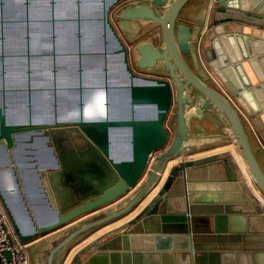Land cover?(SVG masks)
Listing matches in <instances>:
<instances>
[{
  "label": "water",
  "instance_id": "1",
  "mask_svg": "<svg viewBox=\"0 0 264 264\" xmlns=\"http://www.w3.org/2000/svg\"><path fill=\"white\" fill-rule=\"evenodd\" d=\"M8 1L0 0V56L4 60L17 54L4 49L5 27L9 23L22 24L27 48L17 55L27 54V75L33 69L27 51L34 37L31 26L35 24L29 9L37 0H12L14 5L25 10L24 16L6 14L4 4ZM40 1L52 11V16L44 19L54 24L60 17L65 23L76 24L69 35L78 45L83 36L80 25L83 4L99 9L89 20L100 27L98 34L102 41L112 43L110 51L128 78H125L123 89L128 110L125 107L122 112H109L108 86L114 87L117 81L108 84L109 65L105 62L100 70L107 81L104 83L105 108L101 109V114L84 116L83 110L88 104L83 99L85 91L80 77L78 98L82 113L79 118H59L55 112L53 117L36 120L26 105L24 114L28 112V117H13L10 115L13 108L5 101L9 88L5 84L6 70L2 61L0 164H8L0 168V178L5 180L0 182V197L22 241L44 236L32 248L27 246L31 264H62L67 251L80 238L130 215L77 248L71 263L79 264L81 254L106 247V243L101 244L102 239L111 235L110 240L123 238L126 232L119 231L132 228L138 221L154 220L159 212L170 207L187 182L189 167L211 165L214 158L171 162L196 148L190 142L194 119L210 120L218 127L227 126L248 172L264 196V168L258 157L259 149L264 151V34L254 28L264 26L263 0H210L217 12H225L216 16L219 24L210 29L211 32L209 27L203 29L201 23L192 26L180 18L189 0H64L65 5L75 7L72 14L66 12L71 15L56 13L58 0ZM119 2L113 17L124 36L134 41L131 49L135 67L130 65L128 46L109 15ZM224 22L227 24L222 25ZM146 23H156L160 27L159 43L154 42L153 36L140 38V29ZM54 32L53 29V36ZM211 34L214 35L211 37ZM214 36L217 38L210 47V38ZM30 88L27 86L28 90ZM27 102L30 105V98ZM137 107H145L143 111L147 112L138 113ZM117 129L123 130L124 137L114 141L112 131ZM34 133L41 136L42 145L50 155L43 160L45 153L41 148L34 153L36 164L23 158V150L20 152L18 146L20 140L27 139L26 146H30L35 140ZM253 139L259 147L254 146ZM116 142L117 152L114 151ZM27 161L29 163L25 164ZM29 165H35L42 193L52 208L47 219L33 216L31 206L34 207V203L27 202L19 183V175L26 180L24 168ZM243 182L242 194L246 200L258 204L264 220V203L255 198L247 181ZM25 189L32 201L27 184ZM185 190L190 208L187 185ZM51 231L57 232L47 235ZM4 253L10 256L9 250Z\"/></svg>",
  "mask_w": 264,
  "mask_h": 264
},
{
  "label": "crops",
  "instance_id": "2",
  "mask_svg": "<svg viewBox=\"0 0 264 264\" xmlns=\"http://www.w3.org/2000/svg\"><path fill=\"white\" fill-rule=\"evenodd\" d=\"M210 2L189 0L182 8L180 18L192 26L201 23L203 29L209 27L211 32L210 29L219 24L216 16L225 12H217L215 4ZM10 3L14 5L12 0ZM261 9L264 10V0ZM225 22L221 24H227ZM254 28L264 34V26L258 25ZM143 29H140L141 35L153 36L160 42L153 24L146 23ZM213 35L211 34V37ZM216 38H210V47ZM190 62L192 63V60ZM190 142L196 148L171 162L213 156L212 164L189 167L187 182L181 187L177 198L171 201L170 207L159 212V216L154 220L148 219L144 223L138 221L132 228L119 231L126 232L127 236L123 238L110 240L113 236L111 235L102 239L101 244L106 243V247L81 254L79 264H264V220L258 211V204L254 200H246L242 194L243 180L247 181L256 199L264 203V196L248 172L234 137L226 125L218 127L210 120L194 119L191 123ZM253 144L259 147L255 139ZM258 157L264 168L262 149H259ZM7 164L1 163L0 168L6 167ZM19 178L27 202L34 203L31 209L37 210V213L33 214L42 219L49 218L52 208L42 193V184L35 170L26 180H23L21 175ZM4 181L0 178V182ZM26 184L32 201H29L26 194ZM186 185L190 190L188 199L191 211L188 208V200L186 201ZM147 198L142 200L141 206ZM128 216L130 215L114 220L80 238L67 251L62 264H73L71 257L77 248L101 230L121 222ZM55 232L57 231H51L47 235ZM43 237L40 235L31 239L27 246L32 248Z\"/></svg>",
  "mask_w": 264,
  "mask_h": 264
},
{
  "label": "rangeland",
  "instance_id": "3",
  "mask_svg": "<svg viewBox=\"0 0 264 264\" xmlns=\"http://www.w3.org/2000/svg\"><path fill=\"white\" fill-rule=\"evenodd\" d=\"M10 2L11 0L8 1L10 5L6 3L4 6L6 14L21 16L25 13V10L20 8V6L13 5ZM118 4L120 2L111 8L109 15L121 32L120 25L116 23L113 17V11ZM58 5L56 8L58 15L61 13L63 15H71L75 8L65 5L64 0H58ZM83 5L81 8L82 22L80 23L83 34L81 45L76 44L70 39L69 35L74 32L73 26L76 24L70 21L65 23L60 17L57 18L58 20L54 24L44 19L52 16V11L45 2L37 0L35 6L29 9L30 15L35 18V24L31 26V33H33L34 37H31L32 39L28 44L30 53L29 63L33 69L27 75L25 73V67L28 66L27 54L24 57L17 55L19 51L27 48L26 30L19 23H9L6 25L4 49L6 52L17 53L13 57H5L4 60L0 56V66L2 61L5 63V84L9 88L6 91L5 101L10 108H13V110H10L11 116L28 117V112L24 114L25 105L31 108V110L30 108L28 110L36 120L53 117L55 112L61 115L80 112V101L78 98L80 77H82L85 91L83 92V99L85 104H88L87 108L91 109L90 112L95 114L102 108H105L104 83L107 81L105 80L106 76L102 75L103 72L101 74L103 70V66L101 65L105 62L109 66L111 65L109 63L113 56V53L110 51L112 43L102 41L98 34L100 27L94 21L89 20L92 18V15L98 14L99 9H92L87 7L86 4ZM66 12H71V14H66ZM152 24L153 26L157 25L156 23ZM53 29L55 31L54 36ZM48 30H52V32H48ZM121 34L128 46L130 65L135 67V55L131 49L134 41L129 40L122 32ZM144 36L142 35L140 38ZM159 40H161V35H159ZM80 69H82L81 73ZM108 71V84L110 85L112 81H117L114 87L108 86L107 99L109 102V112H122L127 106L124 101L125 94L123 93L124 84L126 83L125 76L119 66H112V68L110 66L108 67ZM112 75L114 78L111 77ZM27 86L31 87L30 90L27 89ZM29 98L31 100L30 105L27 102ZM117 137L118 134H112L113 139ZM34 138L35 140L30 146H26L29 139L25 141L20 140L18 146L20 152L23 150L21 152L22 157L28 158L36 164L37 157L34 156V153L40 152L41 148L43 153H45L42 156L43 160L49 159L50 155L47 148L42 145L41 136L34 133ZM39 143L41 147H39ZM34 168L35 165H29L24 168V173L29 176L34 172ZM31 212L32 214L37 213V210L33 208ZM33 216L36 217L35 214Z\"/></svg>",
  "mask_w": 264,
  "mask_h": 264
},
{
  "label": "built area",
  "instance_id": "4",
  "mask_svg": "<svg viewBox=\"0 0 264 264\" xmlns=\"http://www.w3.org/2000/svg\"><path fill=\"white\" fill-rule=\"evenodd\" d=\"M9 250L10 256L4 253ZM0 264H31L27 242L17 234L10 215L0 197Z\"/></svg>",
  "mask_w": 264,
  "mask_h": 264
},
{
  "label": "bare ground",
  "instance_id": "5",
  "mask_svg": "<svg viewBox=\"0 0 264 264\" xmlns=\"http://www.w3.org/2000/svg\"><path fill=\"white\" fill-rule=\"evenodd\" d=\"M43 32H47V31H43ZM48 32H52V30H48ZM76 40V39H75ZM73 40L76 44L78 43V41L76 40ZM81 42H82V40H81ZM45 43H47V42H45ZM28 50H29V47H28ZM27 53H29V51H27ZM114 55V54H113ZM117 58H115L114 56H112L111 57V60H110V63L109 64H111L110 66H111V68H112V66H114V67H117V66H119L120 68H121V65H118V63L116 62L117 60H116ZM109 66V67H110ZM122 69V68H121ZM122 71V70H121ZM113 76V75H112ZM115 76V75H114ZM126 78V77H125ZM128 78H126V80H127ZM105 80H106V77H105ZM129 81H130V79H129ZM135 81H139V79H136L135 78ZM30 83H31V80H30ZM8 88V87H7ZM138 109V113H143V112H147V111H143V110H146L145 109V107H137ZM101 109V108H100ZM91 111V109L90 108H86L85 110H83V113H84V116H86L87 114H93L92 112H90ZM149 111V110H148ZM82 112L80 111V112H78V113H76V114H65V115H61V114H58V117L59 118H66V119H72V118H79V116H80V114H81ZM98 115L99 114H101V110L97 113ZM54 116V115H53ZM64 116H66V117H64ZM57 117V118H58ZM116 131V132H115ZM122 131L123 130H121V129H117V130H114V131H112V134L114 135V134H118V137L117 138H119V140H120V138L121 137H124V135H123V133H122ZM114 141H117L116 139H113ZM114 151H118V143L116 142V146H114ZM120 153H121V151H119ZM25 164H27V163H29L28 161L27 162H24Z\"/></svg>",
  "mask_w": 264,
  "mask_h": 264
},
{
  "label": "flooded vegetation",
  "instance_id": "6",
  "mask_svg": "<svg viewBox=\"0 0 264 264\" xmlns=\"http://www.w3.org/2000/svg\"><path fill=\"white\" fill-rule=\"evenodd\" d=\"M150 24H152V23H150ZM143 28H144V27H142L141 30H143ZM156 30H157V31H156ZM159 30H160V27L157 26V25H155V26H154V32H155V31L158 32ZM154 42H155V43H158V42L156 41V38H154Z\"/></svg>",
  "mask_w": 264,
  "mask_h": 264
}]
</instances>
